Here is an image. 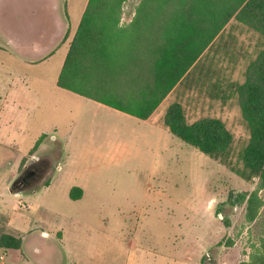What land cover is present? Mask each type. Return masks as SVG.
<instances>
[{
  "label": "rangeland",
  "instance_id": "obj_1",
  "mask_svg": "<svg viewBox=\"0 0 264 264\" xmlns=\"http://www.w3.org/2000/svg\"><path fill=\"white\" fill-rule=\"evenodd\" d=\"M66 1L76 13L84 0ZM140 2L125 0L121 25L133 19ZM263 46L259 33L232 18L155 114L162 124L166 108L178 103L187 123L220 120L231 141L217 158L172 133L155 150V139L146 142L133 120L50 83L42 87L68 96L69 105L39 111L16 129L0 125L7 145L0 146V206L14 218L10 226L0 214V251L17 264H264V167L253 171L244 164L250 130L234 90ZM48 69L51 79L55 69ZM72 119L73 140L55 138L52 124L65 127ZM109 131L115 138L103 147ZM42 156L52 162L48 187L24 186L19 198L2 188L8 172H16L10 185ZM72 185L83 189L81 198L69 197ZM5 235L19 237V246L5 245Z\"/></svg>",
  "mask_w": 264,
  "mask_h": 264
},
{
  "label": "trees",
  "instance_id": "obj_2",
  "mask_svg": "<svg viewBox=\"0 0 264 264\" xmlns=\"http://www.w3.org/2000/svg\"><path fill=\"white\" fill-rule=\"evenodd\" d=\"M124 2L88 0L57 86L139 119L153 113L232 18L264 40V0H141L133 19L121 25ZM121 88L136 92L135 98L121 100ZM234 90L250 130L242 158L246 167L259 171L264 167V46L247 65L243 82L234 84ZM162 120L170 133L204 154L217 158L229 148L231 135L216 118L187 123L181 106L173 103ZM45 136L42 133L38 137L33 150ZM51 164L42 156L24 168L23 172L31 174L29 190L48 185ZM17 178L10 185L13 193L27 188L17 184ZM81 196L80 187L70 189L72 200ZM2 237L5 245L19 246V237Z\"/></svg>",
  "mask_w": 264,
  "mask_h": 264
},
{
  "label": "crops",
  "instance_id": "obj_3",
  "mask_svg": "<svg viewBox=\"0 0 264 264\" xmlns=\"http://www.w3.org/2000/svg\"><path fill=\"white\" fill-rule=\"evenodd\" d=\"M87 2L88 0H84L80 9L74 13L71 12L72 7L66 0H0V86L2 88L0 93V125L14 124L16 129V125L20 127L27 117L33 116L39 111L47 112L49 110L50 113L62 111L65 104L69 105L70 98L55 91L47 94L45 90H41L42 87L50 83L51 86L71 93L85 102L89 103L91 101L90 103H95L99 107H105L120 117L121 120H123L122 117L133 120L134 128L142 130L146 142L155 139L156 150L161 140L164 138L170 139L168 128L163 123H158L157 118H155V114L168 95L147 119H139L95 99H88V97L57 86L58 76ZM48 68L55 69L54 76L51 79L47 78ZM32 83L35 84L34 89L30 88ZM126 89L121 88L118 91L119 98L121 100L135 98L136 92L131 94ZM85 108L81 107V110H85ZM106 118L109 120L111 116L109 115ZM113 118L115 123L121 122L120 119L117 121V117ZM52 126L55 138L59 135L60 141H66L67 143L73 140L76 127L74 119L65 127L59 126L58 123H53ZM110 133L109 131L102 142L99 143L103 147L107 146L109 148L112 145L115 137ZM10 145L11 147H9ZM10 145L8 148H13L12 144ZM0 146L7 147L3 143V137H0ZM156 156L157 151H154L153 161ZM22 160L19 161L17 171ZM56 168L62 170L59 163ZM15 173L11 171L5 175L2 188L19 198L23 194L22 192L13 193L10 191V185L14 180L8 185V181L15 176ZM48 185L45 187H48ZM72 187L80 186H69L68 192ZM1 207L0 214L8 216V225L11 226L14 220L13 216L11 217L3 212ZM12 227L18 229L14 225Z\"/></svg>",
  "mask_w": 264,
  "mask_h": 264
},
{
  "label": "built area",
  "instance_id": "obj_4",
  "mask_svg": "<svg viewBox=\"0 0 264 264\" xmlns=\"http://www.w3.org/2000/svg\"><path fill=\"white\" fill-rule=\"evenodd\" d=\"M0 264H17L4 250L0 251Z\"/></svg>",
  "mask_w": 264,
  "mask_h": 264
},
{
  "label": "flooded vegetation",
  "instance_id": "obj_5",
  "mask_svg": "<svg viewBox=\"0 0 264 264\" xmlns=\"http://www.w3.org/2000/svg\"><path fill=\"white\" fill-rule=\"evenodd\" d=\"M30 172H23L22 174H20L17 178V184L20 185H27L29 184L31 177H30Z\"/></svg>",
  "mask_w": 264,
  "mask_h": 264
}]
</instances>
